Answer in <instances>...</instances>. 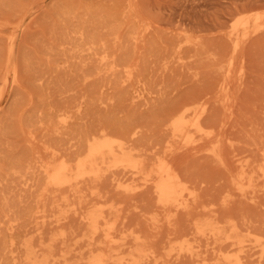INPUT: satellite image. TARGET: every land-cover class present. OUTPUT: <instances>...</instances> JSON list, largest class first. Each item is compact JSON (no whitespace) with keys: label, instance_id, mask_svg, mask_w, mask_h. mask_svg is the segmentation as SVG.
Instances as JSON below:
<instances>
[{"label":"rangeland","instance_id":"rangeland-1","mask_svg":"<svg viewBox=\"0 0 264 264\" xmlns=\"http://www.w3.org/2000/svg\"><path fill=\"white\" fill-rule=\"evenodd\" d=\"M103 140L141 169L105 155L47 182ZM26 251L264 264V0H0V264Z\"/></svg>","mask_w":264,"mask_h":264},{"label":"bare ground","instance_id":"bare-ground-1","mask_svg":"<svg viewBox=\"0 0 264 264\" xmlns=\"http://www.w3.org/2000/svg\"><path fill=\"white\" fill-rule=\"evenodd\" d=\"M175 130L180 131L183 128L181 120L177 119L173 122ZM105 155L113 157L115 163L128 165L134 169L140 170L142 164L127 153L121 143L112 144L111 141H93L88 144L87 154L83 159L78 160L74 166L70 165L68 161L61 160L57 164L46 165L45 173L47 175V182L57 187L67 183L71 176L78 177L86 174L94 173L95 160L104 159ZM162 160V159H161ZM155 190L158 194L159 201L163 204H170L176 201L181 195L182 187L180 181L175 173H173L171 166L161 162L158 164L156 170ZM88 223L91 231L95 232L98 229V221L95 215L88 216ZM110 255L105 253H97L88 257L84 264H108ZM49 257L38 255L26 251L24 258L19 263L14 264H49ZM232 264H243L239 260Z\"/></svg>","mask_w":264,"mask_h":264}]
</instances>
